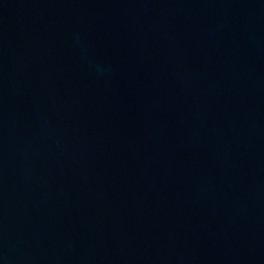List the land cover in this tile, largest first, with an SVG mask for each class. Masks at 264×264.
I'll list each match as a JSON object with an SVG mask.
<instances>
[{"label": "water", "instance_id": "95a60500", "mask_svg": "<svg viewBox=\"0 0 264 264\" xmlns=\"http://www.w3.org/2000/svg\"><path fill=\"white\" fill-rule=\"evenodd\" d=\"M0 264H264V0H0Z\"/></svg>", "mask_w": 264, "mask_h": 264}]
</instances>
